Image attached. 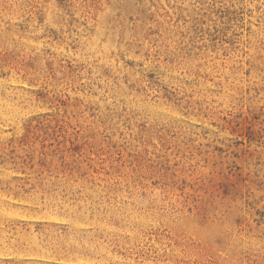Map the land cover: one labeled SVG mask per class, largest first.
I'll return each mask as SVG.
<instances>
[{
    "label": "rangeland",
    "instance_id": "obj_1",
    "mask_svg": "<svg viewBox=\"0 0 264 264\" xmlns=\"http://www.w3.org/2000/svg\"><path fill=\"white\" fill-rule=\"evenodd\" d=\"M0 264H264V0H0Z\"/></svg>",
    "mask_w": 264,
    "mask_h": 264
}]
</instances>
